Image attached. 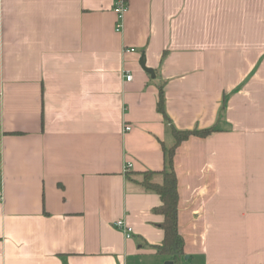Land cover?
I'll use <instances>...</instances> for the list:
<instances>
[{"label":"crops","instance_id":"obj_1","mask_svg":"<svg viewBox=\"0 0 264 264\" xmlns=\"http://www.w3.org/2000/svg\"><path fill=\"white\" fill-rule=\"evenodd\" d=\"M126 2L0 0V264H175L143 174L210 128L172 158L183 256L264 264V0Z\"/></svg>","mask_w":264,"mask_h":264},{"label":"trees","instance_id":"obj_2","mask_svg":"<svg viewBox=\"0 0 264 264\" xmlns=\"http://www.w3.org/2000/svg\"><path fill=\"white\" fill-rule=\"evenodd\" d=\"M163 106V94L159 91L158 111L162 112ZM214 129H205L202 131H178L172 129V135L174 137V145L166 151V168L159 173L147 172L144 173L143 181L141 185L149 191L154 192L160 198V205L154 211L157 214L163 216V222L161 228L164 233L162 244L157 248V251L161 254H167L174 259L183 256V240L178 233L177 229V179L173 169L172 158L176 147L183 141L187 140L190 136L205 137ZM158 174L161 176V182L155 183L152 181V176Z\"/></svg>","mask_w":264,"mask_h":264},{"label":"built area","instance_id":"obj_3","mask_svg":"<svg viewBox=\"0 0 264 264\" xmlns=\"http://www.w3.org/2000/svg\"><path fill=\"white\" fill-rule=\"evenodd\" d=\"M112 5H113V12L116 15V32H119L122 26V21L124 18L125 13L128 10L127 2L126 0H112ZM132 52L133 50H129ZM132 76L131 75H126V81H131ZM125 131H129L130 127L126 126L124 127ZM114 228L120 230L126 239H129L132 235V229L126 225L124 221H116L113 223Z\"/></svg>","mask_w":264,"mask_h":264},{"label":"rangeland","instance_id":"obj_4","mask_svg":"<svg viewBox=\"0 0 264 264\" xmlns=\"http://www.w3.org/2000/svg\"><path fill=\"white\" fill-rule=\"evenodd\" d=\"M172 263V262H168ZM175 264H189V262L186 260V256L176 258Z\"/></svg>","mask_w":264,"mask_h":264},{"label":"water","instance_id":"obj_5","mask_svg":"<svg viewBox=\"0 0 264 264\" xmlns=\"http://www.w3.org/2000/svg\"><path fill=\"white\" fill-rule=\"evenodd\" d=\"M140 65H141V68H142L146 73L152 75L153 71L150 70V69H148V68H146L143 62H141ZM166 264H172V263H166Z\"/></svg>","mask_w":264,"mask_h":264}]
</instances>
